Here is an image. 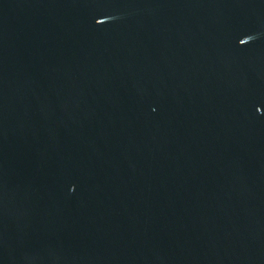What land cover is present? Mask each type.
I'll return each instance as SVG.
<instances>
[{
  "label": "water",
  "instance_id": "95a60500",
  "mask_svg": "<svg viewBox=\"0 0 264 264\" xmlns=\"http://www.w3.org/2000/svg\"><path fill=\"white\" fill-rule=\"evenodd\" d=\"M0 264H264V0H0Z\"/></svg>",
  "mask_w": 264,
  "mask_h": 264
}]
</instances>
